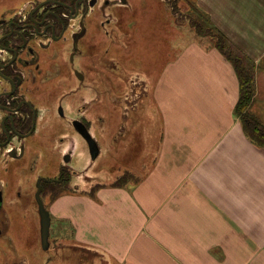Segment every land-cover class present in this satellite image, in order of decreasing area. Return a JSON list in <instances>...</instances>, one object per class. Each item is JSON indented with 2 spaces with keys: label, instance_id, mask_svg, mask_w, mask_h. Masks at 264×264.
Masks as SVG:
<instances>
[{
  "label": "crops",
  "instance_id": "obj_1",
  "mask_svg": "<svg viewBox=\"0 0 264 264\" xmlns=\"http://www.w3.org/2000/svg\"><path fill=\"white\" fill-rule=\"evenodd\" d=\"M196 1L254 61L250 114L264 124V0ZM190 44L162 70L151 108L144 101L143 113L124 112L127 122L137 120L130 128H118L115 114L99 119L108 122L112 144L98 143L99 156L107 151L113 161L111 176L98 174L107 181L82 179L91 190L65 192L53 203L59 237L99 255L80 264H264V146L236 114L240 82L232 64L213 47ZM83 159L85 171L91 161ZM121 171L130 175L120 182Z\"/></svg>",
  "mask_w": 264,
  "mask_h": 264
},
{
  "label": "flooded vegetation",
  "instance_id": "obj_2",
  "mask_svg": "<svg viewBox=\"0 0 264 264\" xmlns=\"http://www.w3.org/2000/svg\"><path fill=\"white\" fill-rule=\"evenodd\" d=\"M161 1L175 16L179 0ZM151 4L149 0H0L1 260L6 257L2 245H12L10 232L22 227L13 220L17 214L38 217L41 231L38 191L50 212L47 197L77 191L78 183L72 186L75 178L93 181L94 172L89 175L88 170L94 161L83 134L98 144L99 87L104 81L113 90L114 82L104 74L116 77L111 71L114 62L105 59L109 51L99 50V36L111 42L134 41L127 39L134 20ZM120 21H126L128 32L107 29V24ZM133 73L131 77L143 79L140 72ZM124 97L118 96V101L128 100ZM79 154H87L91 161L85 171L76 165Z\"/></svg>",
  "mask_w": 264,
  "mask_h": 264
},
{
  "label": "rangeland",
  "instance_id": "obj_3",
  "mask_svg": "<svg viewBox=\"0 0 264 264\" xmlns=\"http://www.w3.org/2000/svg\"><path fill=\"white\" fill-rule=\"evenodd\" d=\"M149 1L152 2L151 7L148 9L144 8L145 10L134 20L136 25H133L130 29L131 35H128L129 37H127V39L132 38L134 41L130 39V43L127 44L124 40H113L111 42L103 38V35L99 36V50L109 51L105 59L106 61L111 60L114 62L111 71L114 72L116 76L112 77L110 72L104 74L106 78H111L112 82H114L113 90L104 81L99 87L101 93H99L100 104L97 106V115L99 121L98 130L101 131L97 137L100 141H98L99 145L107 148L112 146L110 142H107L110 141V138H108L105 133L108 122L99 119L111 118L115 114L117 119L113 118V121L116 124L118 122V128L122 123L123 126L125 125L127 128H130L133 122L136 123L137 120L133 121L131 119L132 115L128 122L124 120V112L129 114L143 113L144 111L141 109L142 106L140 105L141 101L147 102V110L151 108L149 102H151L152 96H154L153 89L156 83H159L158 79L162 70L181 56L187 47H190L192 41L195 40L196 44H201L204 48L213 47L223 55L218 47H215L217 42H219V38L222 37L217 31L218 29L209 22L204 12L198 8L196 0H179L178 6L174 9L176 12L175 16L161 0ZM118 23V25L115 22L107 24V29L111 30L113 33L120 34L129 31L126 28V26H128L126 21H120ZM228 40L230 41L229 43L234 46L237 53L246 56L229 38ZM133 72H140L139 74L142 75L143 78L140 80L145 82L143 86L138 77H131V75L134 74ZM127 76L130 77L127 79ZM256 78L257 74H255L254 86L256 91L254 99L257 95ZM102 92L104 93L103 96ZM113 95L116 96L115 101L112 100L114 103H110L109 100ZM124 95H126L128 100L125 99L126 101H123L119 99L118 101V96L124 97ZM105 97L106 99H104ZM140 97L142 98L141 101L139 100ZM252 104L249 107V112ZM153 112L155 113L154 110ZM111 125L112 121L109 122L110 128H112ZM104 128L105 130H103ZM83 160L82 155L79 154L76 165L78 166V163L79 165L81 163L86 164ZM112 164L113 161L111 156L108 157L106 151L98 157L95 166L88 170V174L90 175L93 171L95 175H93V177L96 178L94 182H98V184L105 182L107 178L100 175L111 176L113 173H110ZM99 173L101 174L98 175ZM120 174L123 175L122 178H119L120 182L126 180L130 175L127 172L123 173V171H121ZM79 180V178H75L72 186H74L76 182L79 183ZM75 187L76 189L84 188L91 190L89 185L75 184ZM68 192H70V190H68ZM57 199L47 197L46 201L50 209L53 208V203H55ZM54 216L56 217V215ZM54 216H51L52 223L49 249L43 248L41 232H39L40 224L38 222V217L33 214L26 218L21 214H17V216L13 217L15 224H22V227H19L14 232L12 230L13 233L10 232L11 234L9 233L13 246L2 245L1 252L2 255L6 252V257L3 260L0 258V264H80L82 260L80 258L82 257L87 260V262H94V259L99 256L97 255L98 253L95 254V252L87 251V249L85 250L79 247V249H74V247L77 246L73 245L70 240H64L59 237V230L63 224L61 223L62 225L60 226V220H57ZM65 225L66 223H64V226Z\"/></svg>",
  "mask_w": 264,
  "mask_h": 264
},
{
  "label": "trees",
  "instance_id": "obj_4",
  "mask_svg": "<svg viewBox=\"0 0 264 264\" xmlns=\"http://www.w3.org/2000/svg\"><path fill=\"white\" fill-rule=\"evenodd\" d=\"M217 31L222 38H219L215 47L233 64L240 82V100L236 105V114L241 118L247 135L258 145L264 146V124L249 112L256 91V66L250 58L235 51L224 33Z\"/></svg>",
  "mask_w": 264,
  "mask_h": 264
},
{
  "label": "water",
  "instance_id": "obj_5",
  "mask_svg": "<svg viewBox=\"0 0 264 264\" xmlns=\"http://www.w3.org/2000/svg\"><path fill=\"white\" fill-rule=\"evenodd\" d=\"M83 136L88 141L92 160H96V158L98 157L100 153V149H99L97 142L89 134H83ZM39 194H40V191H38L37 200L39 204V212H40V217H41V231H40L41 240H42L43 248L49 249L52 219H51L50 212L45 208Z\"/></svg>",
  "mask_w": 264,
  "mask_h": 264
}]
</instances>
